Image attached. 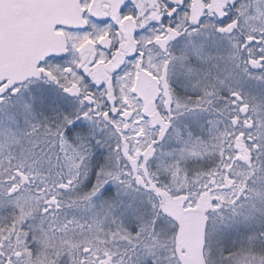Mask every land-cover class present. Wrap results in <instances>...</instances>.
<instances>
[{"label": "snow or ice", "instance_id": "6c2138e0", "mask_svg": "<svg viewBox=\"0 0 264 264\" xmlns=\"http://www.w3.org/2000/svg\"><path fill=\"white\" fill-rule=\"evenodd\" d=\"M0 264H264V0H0Z\"/></svg>", "mask_w": 264, "mask_h": 264}]
</instances>
